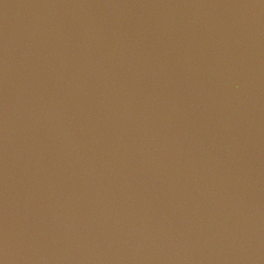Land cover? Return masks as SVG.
<instances>
[{"label": "water", "instance_id": "obj_1", "mask_svg": "<svg viewBox=\"0 0 264 264\" xmlns=\"http://www.w3.org/2000/svg\"><path fill=\"white\" fill-rule=\"evenodd\" d=\"M0 264H264V0H0Z\"/></svg>", "mask_w": 264, "mask_h": 264}]
</instances>
